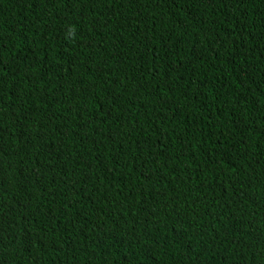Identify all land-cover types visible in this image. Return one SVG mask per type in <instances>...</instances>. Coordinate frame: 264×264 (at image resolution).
Wrapping results in <instances>:
<instances>
[{
	"label": "trees",
	"instance_id": "obj_1",
	"mask_svg": "<svg viewBox=\"0 0 264 264\" xmlns=\"http://www.w3.org/2000/svg\"><path fill=\"white\" fill-rule=\"evenodd\" d=\"M0 264H264V0H0Z\"/></svg>",
	"mask_w": 264,
	"mask_h": 264
}]
</instances>
